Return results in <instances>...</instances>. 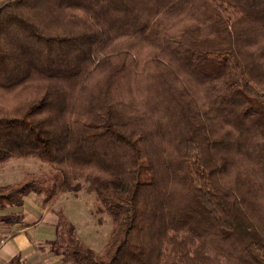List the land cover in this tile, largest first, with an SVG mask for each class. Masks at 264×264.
I'll use <instances>...</instances> for the list:
<instances>
[{
  "label": "trees",
  "instance_id": "obj_1",
  "mask_svg": "<svg viewBox=\"0 0 264 264\" xmlns=\"http://www.w3.org/2000/svg\"><path fill=\"white\" fill-rule=\"evenodd\" d=\"M0 210L89 188L102 253L78 264H264V0H0ZM20 254L5 264H23Z\"/></svg>",
  "mask_w": 264,
  "mask_h": 264
},
{
  "label": "rangeland",
  "instance_id": "obj_2",
  "mask_svg": "<svg viewBox=\"0 0 264 264\" xmlns=\"http://www.w3.org/2000/svg\"><path fill=\"white\" fill-rule=\"evenodd\" d=\"M53 172L49 164L33 157H12L0 162V184L14 182L28 174L49 175ZM23 206L0 210V242L12 238L25 226L32 240L33 250L25 256L23 264H78L63 259V253L54 250L57 235L58 210H63L76 226L81 242L98 253H102L109 240L113 223L106 213L97 211L98 198L94 191L84 188L79 193H62L51 201L44 194L32 192L26 195ZM3 238V239H2Z\"/></svg>",
  "mask_w": 264,
  "mask_h": 264
},
{
  "label": "crops",
  "instance_id": "obj_3",
  "mask_svg": "<svg viewBox=\"0 0 264 264\" xmlns=\"http://www.w3.org/2000/svg\"><path fill=\"white\" fill-rule=\"evenodd\" d=\"M26 198L27 197H25V201ZM7 207H18V206H7ZM29 229L30 226H28L27 224V226H25L17 234H14L12 238H8L9 237L8 235V237L4 238V240L0 242V264L7 263L10 259H12L14 256L18 254H20L21 257L24 258L25 260V256H28V253L32 252L34 248L32 244V240L30 239L29 234L26 233V231H28Z\"/></svg>",
  "mask_w": 264,
  "mask_h": 264
}]
</instances>
